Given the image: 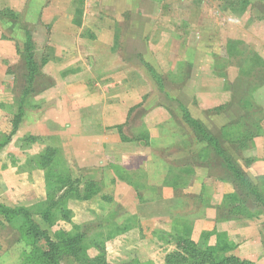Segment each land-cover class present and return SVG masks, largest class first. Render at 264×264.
<instances>
[{"label":"rangeland","instance_id":"374dc122","mask_svg":"<svg viewBox=\"0 0 264 264\" xmlns=\"http://www.w3.org/2000/svg\"><path fill=\"white\" fill-rule=\"evenodd\" d=\"M173 4L179 9H171ZM162 8L163 14L152 13L161 25L155 44L115 46L125 60L112 67L134 70L136 86L144 85L145 91L135 117L119 127L124 145L109 142L99 168H78L63 149L80 139L50 129L30 136L19 129L21 123L13 129L21 97L26 105L21 122L28 116L35 120L46 101L43 93L55 84L52 74L43 73L47 46L16 45L22 53L9 68L7 92L0 93V168L11 171L0 176V204L22 209L54 242L55 236L79 228L74 231L84 236L79 258L92 260L101 249L107 264H165L176 250L175 238H188L202 249L216 248L220 256L264 264V0H167ZM173 32L179 37L168 42ZM98 63L107 68V61ZM78 64L77 72L86 68ZM60 70L55 64V77ZM157 106L169 121L151 128L150 139L141 117ZM186 114L201 124L200 138ZM24 126L29 128L28 122ZM46 172L54 200L67 191L66 174L78 181L79 191L92 182L90 190L97 192L80 201L69 190L45 219ZM162 179L172 187L165 197L153 185ZM122 184L135 192L123 204ZM172 214H189L192 221H177ZM19 225L0 216V264H23L35 248L46 249L42 240L24 241ZM62 264L76 263L66 257Z\"/></svg>","mask_w":264,"mask_h":264},{"label":"crops","instance_id":"0c3cea01","mask_svg":"<svg viewBox=\"0 0 264 264\" xmlns=\"http://www.w3.org/2000/svg\"><path fill=\"white\" fill-rule=\"evenodd\" d=\"M165 3L167 0H0V93L7 92L9 68L20 59L22 49L16 45H24L28 39L35 46L42 44L49 49L43 73L52 74L55 80L54 86L43 93L46 101L36 113L38 118L31 120L28 116L30 119L21 122L19 129L30 136L53 131L80 139L79 145L70 142L69 148L63 146V149L70 152L78 168H99L103 163L101 152L104 156L109 142L117 147L124 145L118 140L119 127L135 117L144 96L140 93L145 91L144 85L136 86L138 76L134 70L112 67L113 63L125 60L115 46L155 44L153 40L161 39V25L152 13L163 14ZM171 9L179 8L173 4ZM178 37L173 32L166 39L169 42ZM100 61H107V68H99L96 64ZM57 63L62 68L58 78L54 76ZM81 63L86 68L77 72V64L80 67ZM167 114L162 106L143 113L141 121L150 132V139L154 138L151 128H160L169 121ZM30 115L33 117L34 113ZM27 122L29 128L24 126ZM7 171L11 173L7 166L0 168V176ZM159 172L165 173L163 169ZM153 185L161 189V197L171 193V185L163 179ZM120 190L124 193L122 204L128 203L127 198L135 193L127 184H122ZM177 199L183 198L177 196ZM188 215L171 216L177 221L190 222L192 216Z\"/></svg>","mask_w":264,"mask_h":264},{"label":"trees","instance_id":"16d2710c","mask_svg":"<svg viewBox=\"0 0 264 264\" xmlns=\"http://www.w3.org/2000/svg\"><path fill=\"white\" fill-rule=\"evenodd\" d=\"M26 49H33V44L28 39L24 44ZM30 57H32L31 52ZM27 57V56H25ZM28 62L31 63L32 67H34L33 62L31 59H28ZM30 74L33 72L32 69L28 68ZM29 73V72H28ZM31 81L30 77L28 79ZM24 94H28V91L25 90ZM26 96V95H25ZM23 97H21L20 106L18 108V115L14 117L12 121L13 129L17 130L19 124L21 123L22 117L24 115V110L26 105L23 101ZM218 108V110H220ZM187 124L196 130L195 135L200 138L201 133L203 132V128L201 124L197 121H194L189 117V115H185ZM33 140V137L29 138ZM53 155V154H52ZM226 157V156H225ZM228 160V164L234 170L235 174L241 176L239 171L233 166L231 160ZM67 171V170H66ZM49 172H46L44 175V182L46 188V200L41 203H48L46 212L44 213V218L47 219L48 211L52 209L58 208L62 201V199H66V195L69 193V190L78 193L77 197L74 198L75 200L86 201L91 199L95 196V191H91L90 187H92L95 183L88 182L85 189L78 190V181H71L69 178V174H66V183H67V191H64L62 195L57 199L54 200L53 195L56 193L54 191L53 185L48 180L47 175ZM69 179V180H68ZM63 189V188H62ZM90 192V193H87ZM38 205V204H37ZM0 216L3 217L7 222L10 224L16 223L17 220L20 222L18 229H20L21 234L24 238V241L29 242L31 245H36L42 240L45 243L44 250L39 249V247L35 248L30 254L26 256V263L23 264H62L63 258L70 257L74 260L76 264H107L103 257V251L100 249V256L89 259L86 255L82 257H78L77 253L79 252V248L81 249V239L84 236H80L79 233L74 232L77 231L79 228H75L74 231L69 233H63L61 236H55L56 241H52L49 236H47L46 232L41 231L39 226L32 221L26 212L22 211V209L12 210L8 207L0 204ZM179 223V222H178ZM185 223V222H183ZM187 223V222H186ZM185 227V226H184ZM210 233L203 232L202 236H209ZM176 242V250L171 254L167 255L165 258V264H253L250 261L241 260L235 256H228L223 257L218 254V250L213 247H198L188 238H175ZM128 264H142L138 261L134 263ZM148 264V263H147Z\"/></svg>","mask_w":264,"mask_h":264}]
</instances>
